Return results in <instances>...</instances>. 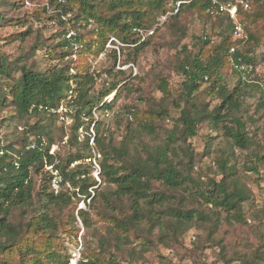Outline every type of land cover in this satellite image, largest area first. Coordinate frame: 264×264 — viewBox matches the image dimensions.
Instances as JSON below:
<instances>
[{"label":"trees","instance_id":"obj_1","mask_svg":"<svg viewBox=\"0 0 264 264\" xmlns=\"http://www.w3.org/2000/svg\"><path fill=\"white\" fill-rule=\"evenodd\" d=\"M24 1L6 5L18 10ZM181 1L184 3L177 13L167 17L164 27L182 39L186 30L179 25L181 17H191L200 21L206 31L194 37V51L183 44L176 57L174 67L182 81L170 101L172 108L165 103L169 91L162 80V97L158 101L145 100L146 110L134 105L124 107L127 133L117 144L99 135L93 111L109 112L113 103L105 99L115 91L119 96L126 86L121 81H111L99 92H92L94 79L87 74L83 64L86 61L70 59L76 54L80 57L82 52L97 56L111 37L127 47L136 45L132 47L135 52L143 51L160 28L140 44L133 29H151L156 18L166 13L167 0H47L46 7L34 10L33 17L41 24L52 21L62 30L46 38L23 17L16 19L17 24L24 22L27 28L6 41L24 42L33 37L31 50L41 51L45 59L60 64L42 68L33 59L27 65L23 60L26 54L10 60L0 53V116L10 114L8 121L15 119L20 124L16 137L0 145V264H69L71 256L65 240L71 241L77 234L78 221L85 229L90 228L88 212L76 211L78 203L88 200L96 221L106 224L99 233L92 234L93 244L85 240L76 264H121L118 254H125L133 263L155 244L177 251L183 247L182 236L192 228L203 234L206 243L212 242L208 246L219 248L222 264H264V236L254 254L236 252L238 256L217 238L224 224L246 225L242 206L253 203L247 181L251 179L257 186L264 182V125L260 141L256 134L250 135L242 120L248 98L255 93L258 98L253 104L254 113H264V81L253 79L254 71L246 75L233 66L235 62L255 69L264 2L249 0L250 9L239 11L247 41L238 49L231 22L225 15H213L209 0ZM68 13L74 14V20L92 26L96 38L67 40L66 23L61 16ZM7 22L0 12V26ZM248 26L252 28L247 31ZM47 40L56 43L47 44ZM73 47H77L75 51ZM232 47L234 53H230ZM229 72L235 78L232 87ZM62 103L72 106L73 113L68 135L61 129L60 141L66 136L64 144L75 150L64 159L49 151L56 142V124L66 123L59 120V114L45 110H56ZM247 119L255 125L251 116ZM165 122L172 124L170 130L163 128ZM203 124L215 132L222 130L225 141L215 169L208 167L205 173L202 159L191 143ZM161 133L164 138L158 137ZM37 136H44L48 145L27 151L25 145ZM212 140V136H207L205 153L200 156L209 155ZM90 143L102 154L98 180L93 176L92 165L83 162L92 156ZM235 150L245 152L241 169L237 167ZM54 158H59L56 168L63 178L56 196L44 170L45 163H52ZM14 160H18V169L12 166ZM247 172L252 178L246 176ZM253 213L264 219L263 208ZM199 240L196 235L193 244L198 245ZM133 242L138 243L140 250L131 245ZM186 253L192 264H197L194 256Z\"/></svg>","mask_w":264,"mask_h":264},{"label":"rangeland","instance_id":"obj_2","mask_svg":"<svg viewBox=\"0 0 264 264\" xmlns=\"http://www.w3.org/2000/svg\"><path fill=\"white\" fill-rule=\"evenodd\" d=\"M264 2V0H262ZM3 2L0 4V12L7 18L9 22L0 26V53L6 54L10 60H15L18 57L26 54L23 60L27 65L32 63V59L37 62V64L42 67H52L58 65L57 61L45 59V54L43 52L31 50L34 45V38L29 37L24 42L14 41L8 43L6 38L19 32H24L27 28L26 23L17 24L16 19L23 17L32 26L33 30L39 31V33L46 37H50L57 34L62 30V27L54 22L45 21L43 24L37 23L33 17V12L36 9H42L46 7L47 0H25L23 7L21 9L15 10L13 7H8L6 4L17 3L19 0H0ZM53 11V10H50ZM56 12H60L59 10ZM55 12V13H56ZM62 20L65 21V28L67 30L66 35L70 34L72 37H80L85 41H89L90 38H96V35L92 33V26H86L85 22L82 20H74V14L68 13L65 16H61ZM159 18V16L156 18ZM167 20V19H166ZM165 20V22H166ZM165 22L158 28L160 30L157 32L153 42L150 46L146 47L141 52H135L132 47H123L114 42H108L104 50L97 56L91 55L87 52H82L80 54L74 55L70 60L77 61L82 58L84 66H86L87 74L93 77L94 83L91 87L92 92H99L103 89V86L109 82L121 81L122 86H126V90H122L119 96H116V91L109 95V99H105V102L113 103V107L109 112H100L98 109L93 111V117L95 121H98V132L99 135L104 137L105 140L110 141V143L117 144L123 136L127 133L126 125L128 121L126 114L124 115L123 109L126 106H137L140 110L144 111L147 109V103L150 101H158L162 94L159 91V85L162 80L167 84L169 91L168 101H165L168 108H172L170 101L175 97V94L180 87L182 81L179 73L175 70L174 64L176 62V57L180 51L183 44L187 45L189 49L194 51L193 44L195 43L194 37H199L204 31H206L205 26L198 20L189 17H181L179 25L184 27L186 30V35L181 38V35L174 33L172 30L165 28ZM28 24V23H27ZM73 24L75 25L74 27ZM158 24V23H157ZM156 23L153 27H155ZM249 27V26H248ZM252 27L246 28L251 29ZM259 29V44L255 50V55L258 56V62L255 66L254 75L252 76L255 80L264 81V21L258 24ZM93 34V35H92ZM65 38L67 39V36ZM246 38L243 41H236L235 47L242 49L247 41ZM70 40V39H67ZM55 44L56 42H51L47 40V44ZM77 47H73V51ZM64 51V50H63ZM81 60V59H80ZM85 60V61H84ZM69 62V59H67ZM229 86L232 87L235 82L234 76L228 73ZM206 86H203L205 88ZM120 88V87H119ZM251 94L252 92L249 91ZM116 100L114 101V99ZM258 98V94H253V97L248 98L247 105L244 107L246 113H242V120L245 121V125L249 130L250 135L256 134V138L262 141V126L264 125V113H259L255 115L254 106L255 100ZM145 100H148L145 101ZM114 101V102H113ZM173 112V110H172ZM175 114V113H174ZM10 114H2L0 116V140L5 144L8 140L14 139L17 135L18 127L20 124L15 120L8 121ZM251 116L255 122V125L251 123L247 117ZM2 118H6L2 121ZM134 122V120L132 119ZM72 125V119L69 120L68 124L64 126L56 124L55 132V143L53 144L55 148V153H58L60 158H66L68 154L75 152L74 148L70 149L65 145L67 135L69 132V127ZM134 123L132 126L134 127ZM164 125V126H163ZM163 128L170 130L172 124L170 122L163 123ZM93 124L89 126L91 133ZM257 128V129H256ZM65 132V137L60 141L61 132ZM207 136H212L211 141L212 147L211 152L208 156H200L205 153L204 147L206 145ZM159 138H164V134L158 135ZM145 141H149L145 138ZM152 142V141H149ZM224 138L221 131H213L208 124H203L199 127L197 137L191 140L195 151L201 157V166L203 172H207V168L215 169V162L220 159L221 148L224 146ZM92 153L93 151L101 155L100 162L102 160V154L96 149L94 144H91ZM235 155L237 159V167L242 168V164L245 159V152L235 150ZM59 160V158H57ZM85 160V159H84ZM83 160V162H84ZM246 176L252 178L251 173H246ZM264 177V175H261ZM97 180V179H96ZM38 188L39 180H36ZM259 186L251 179L247 181V186L251 189L253 193V203L245 202L242 206L243 216L246 219V225H236L224 224L219 229L217 234L218 241H220L223 246H225L231 254H254L256 252V246H260L262 241L260 240L264 236V219L256 216L254 210L264 209V182H258ZM104 184L101 185L103 187ZM104 188V187H103ZM89 200L85 203H78L77 210H85L88 212L90 220V228L85 229L83 223L77 222L78 232L71 239V241H66V246L68 253L71 258L69 264H75V261L80 259L82 251L84 250L85 240L94 243L92 234L99 233L102 227L106 224L101 221H96L97 217L95 210L88 207ZM75 211V214L77 212ZM65 211H63L64 213ZM85 232V233H84ZM156 236L157 231H154ZM198 235L200 240L198 245L195 246L193 242L195 241V236ZM212 242L206 243L203 234L197 229L192 228L181 238L182 249H172L170 247L162 246L161 244H155V247H149L147 252L143 253L142 259L130 263V260L125 254H118L117 259L121 264H192L193 260L187 255L186 251L193 255L197 264H222L219 257V248L216 245L208 246ZM216 243V242H215ZM136 250H140L137 242L131 244ZM113 252H115L113 250ZM240 255V256H241ZM233 257V256H231ZM237 260L236 257H234ZM78 259V260H79ZM77 263V261H76ZM238 261H232L231 264H238Z\"/></svg>","mask_w":264,"mask_h":264},{"label":"built area","instance_id":"obj_3","mask_svg":"<svg viewBox=\"0 0 264 264\" xmlns=\"http://www.w3.org/2000/svg\"><path fill=\"white\" fill-rule=\"evenodd\" d=\"M210 1V12L213 15H225L226 18L231 22L232 25V38L234 41H243L246 36L245 32V24L239 19L238 14L240 10L248 11L250 9V3L249 0H209ZM62 3H64L62 1ZM184 1L181 0H167V3L165 5L166 13L164 15H160L157 19L155 27H152L151 29H140V28H134L133 32L137 35L139 38V42L137 44L142 43L145 41L149 36H151L154 32V30L157 27H160L168 16L175 14L178 12V10L181 7V4H183ZM158 23V24H157ZM67 39H70L72 41L73 37L71 38V35H66ZM108 42H114L117 43L120 46L125 47L126 45L121 44L118 40L115 38H110ZM106 43V44H107ZM94 47H97L98 43L96 41L93 42ZM136 45H131L129 47H134ZM127 47V46H126ZM235 47H232L230 49V53H234ZM234 68L243 72L244 74L248 75L251 74L255 69L252 65L249 64H240V63H233ZM110 96L107 97L109 99ZM70 99V97H69ZM47 112L51 113H57L59 114V120L61 122H64L66 124L69 123V120H71V114L73 113V107L69 106L66 103H62L58 106L56 110H47ZM92 133V131H91ZM0 145H4V143L0 140ZM48 145V142L44 136H37L34 141L28 142L25 145V149L27 151L33 150L36 147L44 148ZM50 155L55 156V148L52 145L51 149L49 151ZM3 155V150L0 149V156ZM100 159L101 155L99 153H96L93 151L92 156L88 157L84 160V163L91 164L93 167V176L95 179L98 180V175L100 172ZM58 163L57 158H54L53 162L51 163H45L44 170L48 174V180H49V186L53 194L56 196L59 194L62 184H63V178L60 174V171L56 168V164ZM76 164V163H74ZM72 164L71 166H73ZM12 166L15 169L19 168L18 160H14L12 162ZM79 259V257H78ZM78 259L76 261H78ZM75 261V264H76Z\"/></svg>","mask_w":264,"mask_h":264}]
</instances>
